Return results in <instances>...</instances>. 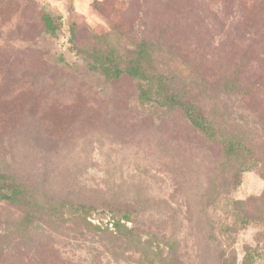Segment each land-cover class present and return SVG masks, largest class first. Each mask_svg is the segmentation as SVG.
<instances>
[{"label":"rangeland","instance_id":"1","mask_svg":"<svg viewBox=\"0 0 264 264\" xmlns=\"http://www.w3.org/2000/svg\"><path fill=\"white\" fill-rule=\"evenodd\" d=\"M103 41L120 68L151 43L147 70L251 154L77 52ZM1 163L24 203L0 201V264H264V0H0Z\"/></svg>","mask_w":264,"mask_h":264},{"label":"trees","instance_id":"2","mask_svg":"<svg viewBox=\"0 0 264 264\" xmlns=\"http://www.w3.org/2000/svg\"><path fill=\"white\" fill-rule=\"evenodd\" d=\"M44 20L47 31L52 35L55 34L58 26L54 23L53 18L50 15H45ZM75 36L76 34L73 30L70 37L72 42H74ZM99 42H101V40H99ZM151 47H153L151 43L143 42L141 47L135 52L134 57L131 58L130 64L125 68L119 67L120 58L118 48L110 42H104V44L96 43L88 47L87 50H80L77 48V52L81 55H88L95 63H93L95 69L100 70L108 77H119L125 71L129 76L135 78L140 83V98L142 101L146 103H159L165 106L168 111H172L175 108L181 109L193 127L199 132H202L208 140L221 144L222 150L228 158L240 159L241 156L247 153L251 154V147L246 146L242 139L224 130L223 127L211 116L207 115L198 104L184 98L179 92H176L171 87L173 81L171 77L165 73H152L147 70V65H150L149 63L152 61ZM74 49H76V47ZM224 88L227 91H239L241 89L237 73L225 78ZM253 165L254 164H246L244 170L252 168ZM0 166V201L8 200L11 203H24L22 201L23 196H21L23 191L22 185L15 182V177H13L8 170L2 168V163ZM33 204H37V201L34 200ZM105 216L111 217V220L114 221V226H119L118 224L121 223V218L116 221L109 212H106ZM124 218L128 219L129 215L125 214ZM28 219L29 217L26 216L25 221ZM244 264L258 263L254 261L252 253H249Z\"/></svg>","mask_w":264,"mask_h":264},{"label":"built area","instance_id":"3","mask_svg":"<svg viewBox=\"0 0 264 264\" xmlns=\"http://www.w3.org/2000/svg\"><path fill=\"white\" fill-rule=\"evenodd\" d=\"M108 217V218H107ZM107 220L110 222L111 225H114V221L111 220V217L110 216H106Z\"/></svg>","mask_w":264,"mask_h":264}]
</instances>
